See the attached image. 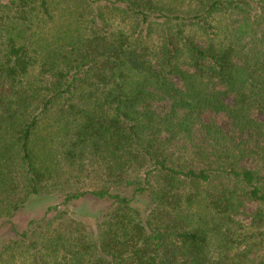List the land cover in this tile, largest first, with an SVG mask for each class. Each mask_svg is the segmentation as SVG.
<instances>
[{
    "label": "trees",
    "instance_id": "trees-1",
    "mask_svg": "<svg viewBox=\"0 0 264 264\" xmlns=\"http://www.w3.org/2000/svg\"><path fill=\"white\" fill-rule=\"evenodd\" d=\"M0 264H264V0H0Z\"/></svg>",
    "mask_w": 264,
    "mask_h": 264
},
{
    "label": "rangeland",
    "instance_id": "rangeland-1",
    "mask_svg": "<svg viewBox=\"0 0 264 264\" xmlns=\"http://www.w3.org/2000/svg\"><path fill=\"white\" fill-rule=\"evenodd\" d=\"M88 182H91V179H87ZM59 201V198L57 197H52L49 199H46L43 203L46 205L52 204V203H57ZM41 204L37 206V211H35V214L38 213L39 216L43 215V210L45 209V205ZM70 215L73 218H80V217H93L98 215L99 212L104 211L106 208V205L96 202L94 200H81L78 202H75L73 206L70 207ZM34 214V216H35ZM27 221V215H21L17 218V223L19 226H22L25 222Z\"/></svg>",
    "mask_w": 264,
    "mask_h": 264
}]
</instances>
